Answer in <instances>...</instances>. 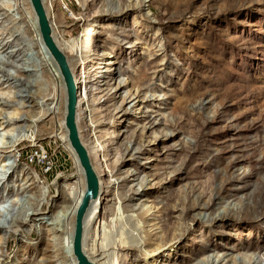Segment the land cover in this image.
<instances>
[{
    "label": "rangeland",
    "instance_id": "1",
    "mask_svg": "<svg viewBox=\"0 0 264 264\" xmlns=\"http://www.w3.org/2000/svg\"><path fill=\"white\" fill-rule=\"evenodd\" d=\"M118 1L129 5L126 11L104 12ZM52 4L56 33L86 55L85 70L80 62L75 64L78 79L87 84L77 121L80 138L100 173L106 174V165L114 167L104 178L110 196L98 206V220L113 207L118 224L128 232L119 198L136 183L111 186L134 171L130 160L136 151L141 178L152 185L133 208H151L146 231L153 235V245L124 252L122 263L202 264L203 258L214 256L221 257L220 264H233V256L264 251V214L260 219L242 217L250 208L256 212L264 207V0H52ZM6 71L14 73L11 68ZM119 84L125 87L115 94ZM123 97L138 98L124 105ZM60 102L59 113L35 129L33 146L28 138L11 160L0 159L4 175L0 197L15 189L13 181L26 168L31 176L42 177L40 192L66 175L69 179L61 186L73 193L78 161L62 138ZM48 105L52 107V102ZM6 135L0 129V144ZM141 136L146 138L142 145L133 143ZM14 161L16 170L6 181ZM226 194L234 197L225 201L245 209L208 224L194 218L199 210L186 214L195 199L203 204ZM13 200L18 202L9 199L2 207ZM225 206L216 205V214ZM167 207L177 209L169 213ZM160 221L181 228L182 237L162 243ZM107 225L114 231L113 224ZM31 228L27 238L18 232L1 234L0 264L32 260L41 264L49 259V253L36 255L25 248L38 244L47 229L39 222L22 229ZM96 232L92 238L98 240L105 226ZM154 250L160 252L155 260L142 253Z\"/></svg>",
    "mask_w": 264,
    "mask_h": 264
},
{
    "label": "bare ground",
    "instance_id": "2",
    "mask_svg": "<svg viewBox=\"0 0 264 264\" xmlns=\"http://www.w3.org/2000/svg\"><path fill=\"white\" fill-rule=\"evenodd\" d=\"M42 2L49 17L53 38L66 56L74 76V81L77 85L78 121L81 114L80 107L83 100L87 98V84L85 81H81V77L78 79L75 72V64L80 62V64L83 65V70H85L84 64L86 55L82 53L81 48L79 49L77 47V44L72 46L68 41L65 42L63 38L64 36L61 32L56 33V29H54L56 27H54L52 22L54 18L52 0H42ZM119 2L120 1H118L114 8H109L104 12L123 13L126 11L129 5ZM29 5V0H0V28H2V32L0 33V129L7 132L6 141L0 144V159L7 157L11 160L14 153L18 152L21 143L28 140V138L31 139V145L33 146L37 137L35 129L38 131L39 126L44 119L59 113L60 109L57 107L59 101L62 102L64 107L61 113V124L64 123L65 94L62 79L54 60L43 47L38 27L36 25V18L31 5ZM27 21H29L30 24ZM8 37L9 39H7ZM8 49L11 50L7 51ZM68 54H70V57ZM6 68H11L14 73H8ZM93 87L94 86L92 85L91 88ZM117 87L118 89L115 94H120V91L124 89L125 85L119 84ZM137 98L131 99L130 101L133 102V100H136ZM128 101L129 98L123 97L124 105L130 102ZM50 102H52V107L48 105ZM138 102L139 100L136 101V103ZM84 111L86 112V110ZM153 125L155 128L156 124ZM63 132L62 138L64 141H67L65 130ZM80 133L79 130V135ZM140 139L141 141L135 138L133 143L139 145L141 142L142 145V142H144L143 139L146 138L145 136H141ZM67 148L73 153L69 144L67 145ZM129 150V147L125 149L127 152H129ZM87 151L92 164V153L89 150ZM136 154H139V151H136L135 154L131 156L130 160V165L134 168V171H127L125 177L120 180L117 185L113 184L111 186L112 188H116L117 186V189H119L123 185H128V182L130 181L136 183L135 186L131 187L129 193H123L119 198L120 213L130 232L129 230L126 232L123 227L118 224L119 215H116L113 207L109 210H105L103 215H101L102 222L101 220H98V206L102 204L104 205L101 201H104L106 199L105 197L110 196V192L108 191L109 186L106 187L104 178L108 177V170L114 167L113 165L108 167L106 165L108 161L104 162L107 170H105L106 174H102L92 164L93 170L98 178L99 191L96 199L89 204L83 219L81 246L84 256L93 264H123L124 252L136 251V248L139 246L142 247V245L144 247H150L153 245V235L146 231L147 219L152 215L149 213L151 208L143 209L141 206L139 208H133V206H136L141 202V195L144 194L147 185L149 184V186H152L141 178L143 172L141 171V168L137 167L136 161L138 157L135 156ZM74 159L77 163L75 156ZM76 166L78 180L74 186L75 188L72 194L68 193L67 185L66 187L61 186L63 183L66 184L69 179L66 175L56 178L54 184L48 186L44 193L40 192L38 189L39 184L44 183L42 177L31 176L30 168H26L25 170H22V174L19 175V178L13 181L12 187L15 189H8L6 191V196L4 198L0 197V237L3 232L9 233V231L10 233L18 232V236L21 238L31 237L32 228H22L26 226L28 227V224L33 222H39L42 226L47 227V229L42 230L44 232L39 235L38 244H28L25 246L27 251L34 252L36 255H45L49 253V259L44 260L41 264H77L76 259L72 254L71 246L75 215L81 198L86 191V186L82 170L78 163ZM16 167L17 165L15 164V161L9 165L8 168L10 172L7 174L6 181L12 178V174L16 170ZM109 174H112V171H109ZM1 178H4L3 173L0 174V181L3 180ZM137 186H139L140 189H136ZM54 190L56 191V195ZM220 191L229 190L221 189ZM232 197L234 196L226 194L222 198H208L203 204H200L199 201L195 199L194 202H191L186 214L188 215L193 211L195 212V210H199V212L195 213L193 216L200 223L206 224H208L207 222L216 223L220 220H228L231 212L235 211L239 214L245 209V207L241 208V205L239 204L225 201ZM201 198H203V196ZM9 199H16L18 202L13 200L6 207H2V204L6 203ZM112 201L114 200H110V202ZM224 203H226V206L216 214V211H218V207L215 208L216 205ZM176 209L177 207H167L166 211L171 213ZM50 213L51 216L47 219L48 221H44V218ZM263 214L264 207L262 208L261 206L259 211L256 212H253L250 208V211H246L242 217L248 219H260ZM232 217L238 220L241 218L237 216ZM170 218H168V221ZM108 223L115 226L114 231L112 228H109L107 225ZM159 224V233L161 234L160 238L162 243L168 240L174 242L175 239L182 237L183 232L181 228H177L174 225H166L163 222L161 223V221ZM99 226H105V232L103 233V237L96 240L95 238H92V235H97L96 231ZM93 229L94 231L92 232ZM137 237H139L138 239H140L141 242ZM5 243L7 244L8 241L5 240ZM161 247L159 248L161 249ZM155 251L156 250H154V252ZM263 252L262 248H260L257 253L258 255H245L244 253L233 256V264H264ZM142 253L146 255L147 259L154 260L160 255L158 250L156 253ZM260 253H263V256H261ZM220 258L207 256L199 263L220 264L222 261ZM29 264L36 263L32 260Z\"/></svg>",
    "mask_w": 264,
    "mask_h": 264
},
{
    "label": "water",
    "instance_id": "3",
    "mask_svg": "<svg viewBox=\"0 0 264 264\" xmlns=\"http://www.w3.org/2000/svg\"><path fill=\"white\" fill-rule=\"evenodd\" d=\"M29 2L36 18V25L43 47L54 60L62 79L65 94V115L63 124L66 132V139L84 174L86 191L76 211L71 250L77 264H93L84 256L81 245L83 219L89 204L95 200L98 195L99 184L90 162L88 151L80 139L77 126L78 89L68 60L53 38L52 27L42 0H29Z\"/></svg>",
    "mask_w": 264,
    "mask_h": 264
}]
</instances>
